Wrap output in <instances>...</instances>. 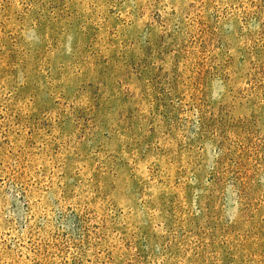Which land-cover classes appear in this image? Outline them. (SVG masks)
<instances>
[{
	"label": "rangeland",
	"instance_id": "374dc122",
	"mask_svg": "<svg viewBox=\"0 0 264 264\" xmlns=\"http://www.w3.org/2000/svg\"><path fill=\"white\" fill-rule=\"evenodd\" d=\"M0 264H264V0H0Z\"/></svg>",
	"mask_w": 264,
	"mask_h": 264
}]
</instances>
